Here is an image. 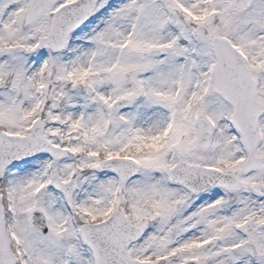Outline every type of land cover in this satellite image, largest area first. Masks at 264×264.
Returning a JSON list of instances; mask_svg holds the SVG:
<instances>
[{"label":"snow or ice","instance_id":"obj_1","mask_svg":"<svg viewBox=\"0 0 264 264\" xmlns=\"http://www.w3.org/2000/svg\"><path fill=\"white\" fill-rule=\"evenodd\" d=\"M0 264H264V0H0Z\"/></svg>","mask_w":264,"mask_h":264}]
</instances>
